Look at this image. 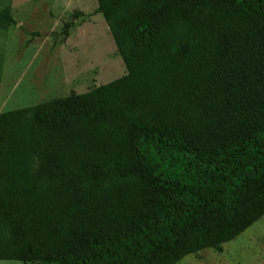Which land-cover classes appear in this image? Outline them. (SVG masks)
Returning <instances> with one entry per match:
<instances>
[{
	"label": "trees",
	"instance_id": "16d2710c",
	"mask_svg": "<svg viewBox=\"0 0 264 264\" xmlns=\"http://www.w3.org/2000/svg\"><path fill=\"white\" fill-rule=\"evenodd\" d=\"M96 3L126 73L0 112V260L219 250L264 215V0Z\"/></svg>",
	"mask_w": 264,
	"mask_h": 264
},
{
	"label": "rangeland",
	"instance_id": "374dc122",
	"mask_svg": "<svg viewBox=\"0 0 264 264\" xmlns=\"http://www.w3.org/2000/svg\"><path fill=\"white\" fill-rule=\"evenodd\" d=\"M7 5L13 20L0 29V112L70 98L126 73L96 0H0V10ZM176 264H264V215L219 250Z\"/></svg>",
	"mask_w": 264,
	"mask_h": 264
}]
</instances>
